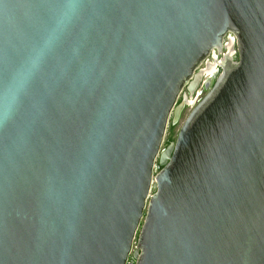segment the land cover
I'll list each match as a JSON object with an SVG mask.
<instances>
[{
	"label": "water",
	"instance_id": "water-1",
	"mask_svg": "<svg viewBox=\"0 0 264 264\" xmlns=\"http://www.w3.org/2000/svg\"><path fill=\"white\" fill-rule=\"evenodd\" d=\"M24 77L0 264H264V0H0V94Z\"/></svg>",
	"mask_w": 264,
	"mask_h": 264
},
{
	"label": "flooded vegetation",
	"instance_id": "flooded-vegetation-1",
	"mask_svg": "<svg viewBox=\"0 0 264 264\" xmlns=\"http://www.w3.org/2000/svg\"><path fill=\"white\" fill-rule=\"evenodd\" d=\"M229 42V37L226 38V41L225 43L227 44ZM228 50L226 49L224 51V54L227 53ZM237 55V53H236ZM217 59L218 60H221L223 56H218L216 55ZM215 56L211 55V57L209 58L208 60V63L209 64H212L213 65V68L212 69H209V65L208 64H203V66L198 70L197 73L201 72V71H207L208 70H211L212 72L209 73V75H207L208 73H206L204 79H203V82L201 83V85L199 86V88L197 89L194 97L192 98V101L194 102V104H197L200 100H202L204 98V96L208 93V90L205 89V81L209 78H213V80H216L218 78V76L220 75L221 73V69L218 67V66H215V59H216ZM235 60L237 61L238 58H235ZM187 98V99H191V95H190V91L188 90V88H186L184 90V92L182 93L181 97H180V100H179V103L183 102V100ZM190 107L186 108V110L184 111L183 115H182V118H181V121L184 119L185 117V113L186 111L189 109ZM192 109V108H191ZM180 121V122H181ZM171 126V125H170ZM169 126V127H170ZM177 127V126H176ZM175 138V137H174ZM168 142V141H167ZM170 143H168L169 145ZM167 145V146H168ZM166 146V147H167Z\"/></svg>",
	"mask_w": 264,
	"mask_h": 264
},
{
	"label": "clouds",
	"instance_id": "clouds-1",
	"mask_svg": "<svg viewBox=\"0 0 264 264\" xmlns=\"http://www.w3.org/2000/svg\"><path fill=\"white\" fill-rule=\"evenodd\" d=\"M31 67L27 71H32L37 67L34 61H30ZM26 77L22 78L20 81L10 85L2 94H0V117L8 118L12 109L16 103L19 92L23 87L24 80Z\"/></svg>",
	"mask_w": 264,
	"mask_h": 264
},
{
	"label": "rangeland",
	"instance_id": "rangeland-1",
	"mask_svg": "<svg viewBox=\"0 0 264 264\" xmlns=\"http://www.w3.org/2000/svg\"><path fill=\"white\" fill-rule=\"evenodd\" d=\"M191 107L186 111L185 113V117L184 119L179 123V125H177V127L175 128L174 130V137L176 138L177 137V134H178V131L182 125V123L184 122V120L187 118V116L189 115L190 111H191ZM170 128V127H169ZM169 128H168V131H167V134H166V139H165V143H164V148L168 145V140H169V136H170V133H169Z\"/></svg>",
	"mask_w": 264,
	"mask_h": 264
},
{
	"label": "trees",
	"instance_id": "trees-1",
	"mask_svg": "<svg viewBox=\"0 0 264 264\" xmlns=\"http://www.w3.org/2000/svg\"><path fill=\"white\" fill-rule=\"evenodd\" d=\"M175 128H176L175 126H170V128H169L170 136H169L168 143L174 142L176 140V138H174V130H175Z\"/></svg>",
	"mask_w": 264,
	"mask_h": 264
}]
</instances>
